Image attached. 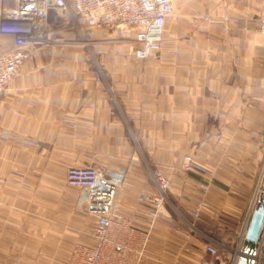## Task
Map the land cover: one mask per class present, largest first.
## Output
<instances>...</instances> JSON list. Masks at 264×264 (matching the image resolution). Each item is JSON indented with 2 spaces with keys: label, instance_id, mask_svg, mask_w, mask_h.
I'll use <instances>...</instances> for the list:
<instances>
[{
  "label": "crops",
  "instance_id": "1",
  "mask_svg": "<svg viewBox=\"0 0 264 264\" xmlns=\"http://www.w3.org/2000/svg\"><path fill=\"white\" fill-rule=\"evenodd\" d=\"M65 14H49L58 36L0 94V264H63L91 242L95 216L76 208L71 166L112 178L127 168L117 209L141 228L139 190L154 186L151 169L168 178L144 264H197L211 243L229 264L264 182V0H175L165 45L145 60L130 30L81 32ZM11 47L0 34V53ZM185 154L213 171L204 194ZM258 244L264 264V231Z\"/></svg>",
  "mask_w": 264,
  "mask_h": 264
},
{
  "label": "built area",
  "instance_id": "2",
  "mask_svg": "<svg viewBox=\"0 0 264 264\" xmlns=\"http://www.w3.org/2000/svg\"><path fill=\"white\" fill-rule=\"evenodd\" d=\"M54 10L67 13L72 27L81 32L102 27L130 30L135 55L145 60L164 45V28L167 18L173 14L174 0H13L12 6L0 11V34L9 35L12 40V47L0 53V94L38 48L56 39L49 23V14ZM258 30L264 34V17L259 19ZM180 166L202 176L199 187L204 194L213 177L212 169L199 163L192 154H185ZM127 172L126 168L112 178L104 167L71 166L66 169V182L78 188L76 208L95 216V224L90 231L91 242L75 243L63 264H144L151 224L170 203L167 197L169 181L160 170L151 169L154 186L139 190V198L149 205L146 215L150 220L148 227L141 228L117 209ZM263 187L264 182L260 180L254 195L257 201ZM204 205V200L198 202L193 217L198 216ZM262 231L264 222L261 236ZM259 238L253 264H259ZM205 249L211 258H203L197 264H216L218 247L211 243L206 244ZM237 252L229 264H237L240 250Z\"/></svg>",
  "mask_w": 264,
  "mask_h": 264
},
{
  "label": "water",
  "instance_id": "3",
  "mask_svg": "<svg viewBox=\"0 0 264 264\" xmlns=\"http://www.w3.org/2000/svg\"><path fill=\"white\" fill-rule=\"evenodd\" d=\"M264 222V189H262L260 198L254 208L249 220L243 245L237 259V264H253L255 255V246L259 238L261 228Z\"/></svg>",
  "mask_w": 264,
  "mask_h": 264
},
{
  "label": "rangeland",
  "instance_id": "4",
  "mask_svg": "<svg viewBox=\"0 0 264 264\" xmlns=\"http://www.w3.org/2000/svg\"><path fill=\"white\" fill-rule=\"evenodd\" d=\"M175 1V0H174ZM177 1V0H176ZM13 5V0H0V11L3 9V8H5V7H10V6H12ZM66 16H68L67 15V13L65 14ZM56 35H57V33H56ZM56 35H53V36H56ZM58 36V35H57ZM164 45H165V43H164ZM241 249V247L240 246H238V248H237V250L239 251Z\"/></svg>",
  "mask_w": 264,
  "mask_h": 264
},
{
  "label": "trees",
  "instance_id": "5",
  "mask_svg": "<svg viewBox=\"0 0 264 264\" xmlns=\"http://www.w3.org/2000/svg\"><path fill=\"white\" fill-rule=\"evenodd\" d=\"M263 189H264V187H263Z\"/></svg>",
  "mask_w": 264,
  "mask_h": 264
}]
</instances>
